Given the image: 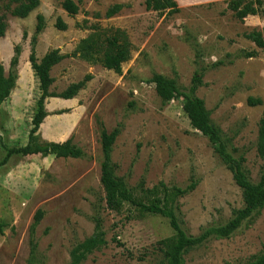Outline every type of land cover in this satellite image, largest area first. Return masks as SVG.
I'll return each mask as SVG.
<instances>
[{
  "label": "rangeland",
  "instance_id": "1",
  "mask_svg": "<svg viewBox=\"0 0 264 264\" xmlns=\"http://www.w3.org/2000/svg\"><path fill=\"white\" fill-rule=\"evenodd\" d=\"M7 1L2 0L0 9L6 24L0 38L5 73L16 46L21 53L15 87L0 106V264H69L70 250L93 234L94 219L101 221L107 244L83 264H163L154 247L174 234L167 219L126 221V213L105 208L100 185L102 130H119L110 158L115 176L135 196L140 185L143 190L160 184L183 189L194 181L195 189L177 200L179 226L192 237L224 226L242 207L240 190L207 139L191 128L181 99L163 105L149 80L158 74L187 89L193 76H200L202 85L195 95L220 130L227 151L239 150L250 181L256 183L264 164L256 155L264 111V50L246 36L260 37L264 18L250 16L239 22L225 10L228 0H176L179 12L174 15L146 11L143 0H71L79 8L71 18L59 1L39 0L37 9L18 19L3 10ZM114 5L122 9L107 19L105 13ZM37 16L45 25L36 38L37 60L51 50L69 56L91 34L104 40L115 30L125 34L130 54L121 75L98 63L63 59L50 72L49 92L60 94L87 75L92 79L72 100L48 99L44 107L49 117L28 143L39 95L28 64ZM58 18L66 25L64 32L55 28ZM247 54L254 57L246 58ZM249 98L261 105L249 107ZM68 139L81 150V158L7 155L10 150H39ZM37 211L42 218L35 223ZM260 254L264 208L229 239L211 238L188 252L184 263L245 264Z\"/></svg>",
  "mask_w": 264,
  "mask_h": 264
},
{
  "label": "trees",
  "instance_id": "2",
  "mask_svg": "<svg viewBox=\"0 0 264 264\" xmlns=\"http://www.w3.org/2000/svg\"><path fill=\"white\" fill-rule=\"evenodd\" d=\"M60 2L61 9L68 17L78 14L79 8L71 0H56ZM0 0V9H1ZM226 11L232 13L233 18L243 22L247 17L264 18V0H228L225 2ZM146 11L157 14L167 13L174 15L179 12L176 0H143ZM39 6V0H8L3 5V10L11 17L25 19ZM122 7L114 5L110 7L105 17L112 18L121 11ZM44 20L41 16L36 17L34 36L30 41L28 64L38 83L39 95L35 103V111L31 119V128L28 134V143L38 136L39 127L47 117L45 102L48 99L72 100L76 97L85 85L92 79L85 76L81 81L70 84L62 93L53 94L49 92L53 80L50 77L51 70L66 57L79 58L89 64H100L105 70L116 75H121V66L129 60L130 44L123 32L115 30L110 37L100 39V34L93 33L85 40H82L76 50L69 56H61L59 50L47 52L40 60H37L35 53L36 38L44 30ZM55 28L64 32L66 25L57 19ZM6 31L4 17L0 15V38ZM257 48L264 50V27L261 36L251 34L246 36ZM21 49L16 46L9 62L8 72L5 73L0 63V106L9 99L11 91L17 80V67ZM254 54H247L246 58H252ZM149 83L154 85V91L160 102L165 105L171 101L181 99L182 111L189 121L191 128L207 139L214 154L220 160L225 169L231 174L232 180L241 193L242 207L233 212L231 219L220 227H210L202 231L197 237L186 235L178 222L180 214L177 200L191 193L196 183L193 181L185 188H167L163 184L151 190H143L140 185V194L135 196L128 188L123 179L115 176V166L111 162L112 145L119 135V130L114 129L110 133L105 130L100 134V145L102 152V163L100 167V185L104 193L105 208L109 212L118 215L126 213V221L142 220L147 216H159L169 221L173 235L169 238L158 241L154 250L161 255L163 264H185L184 256L211 238L229 239L245 222L253 221L258 217L264 208V164L260 168L259 178L252 183L245 168V158L239 154V150L232 148L229 152L222 139L220 130L213 125L206 111L203 101L195 93L202 85L201 77L194 75L190 86L187 89L178 87L175 79L166 78L154 74ZM249 107L261 105L258 99L249 98ZM48 153L57 159H79L82 152L71 142V139L63 143H51L42 149L30 148L10 150L7 155L28 156L34 154ZM256 155L264 162V111L258 124L256 139ZM42 218V212L37 211L34 216L35 223ZM3 226L0 225V233ZM105 233L102 231L101 221L94 219V232L87 239L75 245L69 252V264H83L86 257L101 247L106 246ZM116 245L120 246L113 240ZM245 264H264V254L254 256L251 261Z\"/></svg>",
  "mask_w": 264,
  "mask_h": 264
},
{
  "label": "crops",
  "instance_id": "3",
  "mask_svg": "<svg viewBox=\"0 0 264 264\" xmlns=\"http://www.w3.org/2000/svg\"><path fill=\"white\" fill-rule=\"evenodd\" d=\"M45 107H46V105H45ZM45 109H47V108H45ZM45 111H47V110H45ZM49 117V115L47 114V117L46 118H48ZM46 118L44 119L45 121H46ZM44 120H43V122H44ZM43 122H42V124H43ZM42 124L40 125V127H39V131H38V133H40V131H41V129H42ZM54 126H56V124L54 125ZM53 126V127H54Z\"/></svg>",
  "mask_w": 264,
  "mask_h": 264
}]
</instances>
